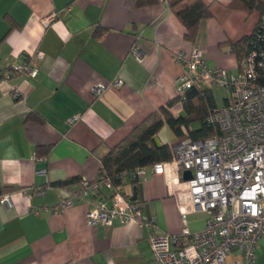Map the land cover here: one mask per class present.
Instances as JSON below:
<instances>
[{
    "label": "crops",
    "instance_id": "crops-1",
    "mask_svg": "<svg viewBox=\"0 0 264 264\" xmlns=\"http://www.w3.org/2000/svg\"><path fill=\"white\" fill-rule=\"evenodd\" d=\"M203 1L212 16L192 43L164 0L148 6L138 0H0V65L33 56L39 70L0 83V186L12 188L6 193L13 200L12 208L0 207V264H157L147 232L136 223L89 226L90 205L80 199L58 214L51 208L58 183L75 180L66 187L77 190L82 178L95 179L100 156L176 97L184 69L178 52L199 48L209 65L229 74L240 70L228 42L251 35L260 12L230 8L229 0ZM117 78L122 86L112 85ZM100 83L106 89L96 96ZM170 111L178 115L182 105ZM175 137L164 126L155 142ZM168 182V172L148 170L125 188L131 196L136 189L135 200L157 217L161 232L181 234L178 202L187 201V192ZM39 188L45 194H36ZM207 218L205 210L187 213L192 231L203 229ZM236 258L232 253L224 264ZM254 264H264V236Z\"/></svg>",
    "mask_w": 264,
    "mask_h": 264
},
{
    "label": "built area",
    "instance_id": "built-area-1",
    "mask_svg": "<svg viewBox=\"0 0 264 264\" xmlns=\"http://www.w3.org/2000/svg\"><path fill=\"white\" fill-rule=\"evenodd\" d=\"M49 21L46 18L45 22ZM133 53L142 61L139 47H135ZM43 57L44 53L38 51L36 58ZM175 58L184 67L176 80V97L200 83L227 89L226 104L217 107L207 118L209 123L218 126L219 134L201 139L187 136L175 144L170 143V160L123 171L119 175L122 184L117 187L103 174L92 180L82 178L77 190L59 187L58 202L51 208L52 213L58 214L80 199L90 205L89 226L136 223L147 232L157 264H210L213 261L224 264L235 252L234 264H254L259 241L264 236V16L258 21L252 48L236 74L209 65L199 48H194L190 54L178 52ZM38 71L33 56H25L24 61L7 68L0 65V83L19 75L35 77ZM123 83L117 78L112 85L119 87ZM105 89L100 83L94 86L93 92L98 96ZM13 94L19 97L20 91L14 88ZM182 129L187 132L186 127ZM148 170L154 174L168 172L169 187L172 190L181 187L187 192V201L178 202L184 223L181 234L161 232L157 217L145 213L126 191L125 186L131 180L146 175ZM187 170L191 178L185 180L183 174ZM38 172L47 173V169ZM35 192L43 195L46 188ZM1 206L13 207L9 193L0 194ZM190 210L208 213L203 229L192 231L189 228L187 213ZM180 235L189 238L181 241Z\"/></svg>",
    "mask_w": 264,
    "mask_h": 264
},
{
    "label": "trees",
    "instance_id": "trees-1",
    "mask_svg": "<svg viewBox=\"0 0 264 264\" xmlns=\"http://www.w3.org/2000/svg\"><path fill=\"white\" fill-rule=\"evenodd\" d=\"M159 0H138L140 6L158 3ZM170 10L179 18L186 28L185 39L195 43L200 32L203 20L212 16L210 5L203 0H166ZM229 7L246 11L258 10L260 17L264 16V0H229ZM257 27V25H256ZM256 28L249 36L236 42H228L231 50L236 53L241 64L243 58L252 48ZM182 113L174 115L170 108L180 104ZM212 87L205 84H196L187 89L184 95L168 101L166 106L148 115L141 123L124 137L117 145L100 156L103 174L112 180L113 186L122 184L119 175L123 171L141 167H150L158 162L171 159L170 143L157 144L155 137L164 126L170 128L175 136L183 140L190 136L194 139L217 136L219 128L216 124L207 121L208 116L217 108ZM187 128L185 133L182 127ZM75 180L58 183L59 187H66ZM136 180H131V183ZM12 188L0 186V194L9 192Z\"/></svg>",
    "mask_w": 264,
    "mask_h": 264
},
{
    "label": "rangeland",
    "instance_id": "rangeland-1",
    "mask_svg": "<svg viewBox=\"0 0 264 264\" xmlns=\"http://www.w3.org/2000/svg\"><path fill=\"white\" fill-rule=\"evenodd\" d=\"M236 74V73H235ZM213 89V94L217 103L218 107H223L226 104L227 98L229 97V93L225 87H217L214 86L212 87ZM180 139L175 137L174 139L170 140L171 144H175L179 142Z\"/></svg>",
    "mask_w": 264,
    "mask_h": 264
},
{
    "label": "water",
    "instance_id": "water-1",
    "mask_svg": "<svg viewBox=\"0 0 264 264\" xmlns=\"http://www.w3.org/2000/svg\"><path fill=\"white\" fill-rule=\"evenodd\" d=\"M183 178L185 180L191 178V172L188 171V170L185 171L184 174H183ZM136 196H137V193H136V189H135V192H134V195L132 196V199H136Z\"/></svg>",
    "mask_w": 264,
    "mask_h": 264
}]
</instances>
